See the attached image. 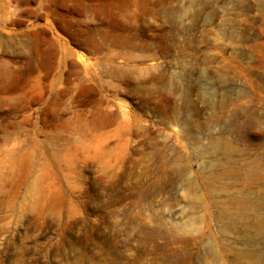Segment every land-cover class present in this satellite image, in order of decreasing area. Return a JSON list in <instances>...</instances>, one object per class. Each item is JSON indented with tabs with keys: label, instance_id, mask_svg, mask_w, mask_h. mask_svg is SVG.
<instances>
[{
	"label": "rangeland",
	"instance_id": "1",
	"mask_svg": "<svg viewBox=\"0 0 264 264\" xmlns=\"http://www.w3.org/2000/svg\"><path fill=\"white\" fill-rule=\"evenodd\" d=\"M232 198L264 216V0H0V264H264Z\"/></svg>",
	"mask_w": 264,
	"mask_h": 264
},
{
	"label": "bare ground",
	"instance_id": "2",
	"mask_svg": "<svg viewBox=\"0 0 264 264\" xmlns=\"http://www.w3.org/2000/svg\"><path fill=\"white\" fill-rule=\"evenodd\" d=\"M231 201L235 205V207L239 209L241 216L244 213L253 212V221H252L253 225L257 228L264 229V216H261L256 210L255 201H251L249 199H236V198H232Z\"/></svg>",
	"mask_w": 264,
	"mask_h": 264
}]
</instances>
